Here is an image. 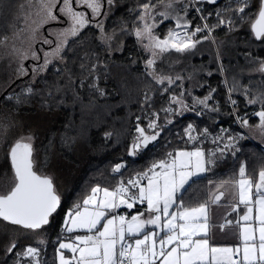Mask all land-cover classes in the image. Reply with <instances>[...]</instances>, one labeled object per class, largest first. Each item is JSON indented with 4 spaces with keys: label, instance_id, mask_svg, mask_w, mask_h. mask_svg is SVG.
<instances>
[{
    "label": "snow or ice",
    "instance_id": "snow-or-ice-1",
    "mask_svg": "<svg viewBox=\"0 0 264 264\" xmlns=\"http://www.w3.org/2000/svg\"><path fill=\"white\" fill-rule=\"evenodd\" d=\"M196 2L214 5L217 0ZM106 3L110 6L113 0H106ZM182 3L184 0H156L155 3L147 0L132 10L137 15L131 34L149 57L145 61L146 74L158 85L167 84L165 91L183 77L168 74L158 65V61L173 53H191L203 40L209 39L214 28L227 26L231 31L237 22H243L249 15L246 12L248 0H237L234 9L229 6L228 11L232 15L227 19L217 13L216 25L205 22L193 26L186 18L187 4L181 10L183 15L177 11L176 6ZM257 5L255 17L249 20V24L254 38L264 42V0H257ZM77 6L89 9L91 16L77 11ZM101 9V0H0V61L15 60L19 64L18 74L26 75L23 62L29 58L40 60L34 45L42 43L49 45L50 50L40 49L43 51V63L36 66L33 73L43 72L53 61L63 63L66 59L64 54L94 22L101 33L98 39L105 43L112 41L114 33L107 34L103 22L96 19L106 14ZM196 10L201 11L199 8ZM200 19L206 21L207 17L201 15ZM165 20L175 21V26L169 28L161 38L157 28ZM52 23H66L67 27L48 32V36L54 37L49 39L41 30ZM204 32L207 35L198 38V34ZM83 43L80 41V45ZM94 57L95 53L85 52L80 57L79 67L82 73L87 74L85 80L93 78L89 87L104 95V90L96 83L99 79L98 66L102 61L97 57L96 62L92 63ZM253 71L264 75V60L259 61ZM83 83L82 80V86ZM235 90L233 87L229 91ZM31 92L32 89L28 88L25 95ZM184 95L181 91L178 96H169V104H177L179 108L163 107L161 111L171 116L189 110L184 103ZM244 95L247 104L261 105V109L254 113L259 118L254 130L264 139V90L250 95L245 86ZM16 99L20 101L19 96ZM209 99L211 93L203 100H194L193 110L195 104L208 108ZM150 101L151 96L146 91L141 107L150 106ZM231 103L235 105L236 101ZM209 110L217 111L215 108ZM233 114L238 115L235 112ZM151 115L153 118L149 120L147 129L137 123V135L128 146L130 157H135L161 135L163 126L157 123L159 114L153 112ZM140 119L137 117V121ZM171 122L170 119L166 120V123ZM237 122L241 127L253 130L248 119L238 117ZM148 129L152 130L151 133ZM194 131L197 129L191 123L184 129L189 142L198 139L192 135ZM105 135L110 137L112 133ZM199 135L206 137L208 130L204 129ZM13 136L7 152L11 160V175L0 176V220L39 236L40 230L50 223V217L57 212L61 199L52 178L36 170L33 134L22 131L17 134L13 123L0 122V139L7 140ZM243 138L240 134L228 135L225 142L224 136L218 134L213 140L217 144L215 151L206 153L195 145L190 151L177 149L127 182L118 181L111 189L93 186L82 204H75L65 215V231L75 233L83 230L85 234H77L68 242H59L56 248L57 264H264V168L259 170L257 179L253 180L246 175V163L241 162L238 173L234 174L236 178L215 185L216 191H210L204 202L188 206L182 197L193 177L211 170L210 166L217 159L216 153L223 157L228 151L235 156L240 151L238 141ZM125 167V164L118 163L111 170L121 173ZM142 180L147 183L142 184ZM228 195L232 197L229 207L231 212L237 214V218L234 221L225 216L224 221L217 224L212 206L219 205L222 198ZM138 204H146V208L130 218L114 214L117 209L124 207L131 210ZM241 211L243 214H240ZM217 228L225 236L231 233L234 238L237 237L238 229L240 243L217 246L213 240ZM44 243L42 238L37 240V245ZM16 247L15 242H10L6 251L13 252ZM66 252L71 253V256H67ZM40 255L39 247L28 245L16 253V264H21L22 259H26L28 264H41L38 259Z\"/></svg>",
    "mask_w": 264,
    "mask_h": 264
},
{
    "label": "trees",
    "instance_id": "trees-1",
    "mask_svg": "<svg viewBox=\"0 0 264 264\" xmlns=\"http://www.w3.org/2000/svg\"><path fill=\"white\" fill-rule=\"evenodd\" d=\"M140 1L142 0H113L110 6L106 3L103 12L106 14L102 15L99 21L103 22L107 34L114 33L113 40L102 42L98 39L101 35L99 28L90 25L83 31L80 40L69 49L70 59L68 58L66 66L62 65L56 71L49 69L43 76L22 77L17 72L19 64L15 60L0 61V122L13 123L17 134L21 131L33 134L36 170L52 178L54 188L61 199V204L50 218V223L39 232V236L44 239L58 236L55 252L49 254L42 264H57L56 248L65 238L63 233L65 215L75 204H82L93 186L113 188L118 179H121L123 172L128 173L131 169H133L131 173L145 171L150 164L166 158L168 153L177 149L192 148L195 145L203 148L205 152L207 149L208 152V148L200 145V142L204 141L201 137L193 144H186L184 129L188 121L194 124L198 132L204 126L212 133L217 126L235 136L238 127L234 124L232 107L235 109L236 106L239 115L252 109H261L260 104H247L244 95L245 86L250 95L264 90V75L253 71L258 62L264 60V42L254 38L249 24V20L254 18L257 12V0H248L246 12L249 15L243 22H237L233 30L230 31L227 26L214 28L211 35L218 40L217 42L220 43L224 39L234 42L225 50L222 57L214 50L213 43L203 40L191 53L184 55L173 53L158 62L162 69L163 67L169 69L170 75L179 74L183 77L168 91H165L168 88L167 84L158 85L147 76L145 70L147 53L131 34L132 21L137 15L132 10L137 9ZM197 4L202 6L199 8L201 15L203 11L204 14L212 12V16L204 23L216 25L215 13L218 12L227 19L232 15L228 11L229 6L234 9L237 0H223L214 5L206 2ZM186 18L193 26L202 24L193 9H190ZM127 21L126 24L121 23ZM174 26L173 21H165L158 26L157 32L163 38L168 29ZM204 35L207 33H199L198 38ZM80 41H84L83 45H80ZM204 43H208L213 49L211 54L205 48L200 49L199 45ZM224 49L225 46L223 51ZM85 52L95 53L92 63L96 62L97 57L102 61L98 66L99 79L96 83L104 90V95L90 88L93 78L88 77L85 80L87 74L81 72L80 57ZM233 87L236 90L230 93L229 90ZM8 88L10 89L7 93L1 97ZM28 88H31L32 92L25 95ZM146 91L151 96L150 106L142 108ZM181 91L185 93L183 100L188 106L189 114L167 116L161 108H179L177 104H169V96L174 94L178 96ZM210 93L208 108L195 104L193 110V101L203 100ZM18 96L19 102L16 99ZM228 98L230 102L236 101L235 105L231 104ZM210 108L217 111H210ZM153 112L159 114L157 123L163 126L161 135L135 157H130L128 146L137 135L135 131L137 123L147 129ZM198 112L201 114L198 115ZM137 117L141 119L137 121ZM167 119L172 122L166 123ZM148 131L151 133L150 129ZM105 133L112 135L106 137ZM243 137L238 141L237 147L240 151L235 156L231 152H225L223 157L217 156L207 174L192 180L186 186L182 194L186 205L196 206L204 202L206 181L234 178L241 162L246 163V174L252 178L264 168V148L248 137ZM13 138L14 136L7 140L0 139V176L11 175V163L7 152ZM203 144L210 148L217 146L210 145L209 140H205ZM262 146L264 147V144ZM119 162H125L126 169L120 174H115L111 169ZM17 234L22 238H18ZM39 236L0 220V245L10 242H15L18 248L37 245ZM15 249L13 252L5 251L4 257L0 253V264L11 262L14 264Z\"/></svg>",
    "mask_w": 264,
    "mask_h": 264
},
{
    "label": "rangeland",
    "instance_id": "rangeland-1",
    "mask_svg": "<svg viewBox=\"0 0 264 264\" xmlns=\"http://www.w3.org/2000/svg\"><path fill=\"white\" fill-rule=\"evenodd\" d=\"M223 1V0H222ZM101 2H102V9H101V11H102V13L103 12H105V11H103V2H104V9L106 8V0H101ZM144 2H147V0L146 1H144V0H142V1H140L139 2V4H141V3H144ZM153 2L155 3L156 2V0H153ZM185 4H187L188 5V7H187V13H189V11H190V9H192V7L190 6V4L188 3V0H184V3H182V4H178L177 6H176V8H177V11H180L181 12V14L183 15L184 13H183V11H181L183 8H184V6H185ZM198 6H199V8H202V6H201V4H197ZM76 10L77 11H82V12H85V14L87 15V16H91V11L89 10V9H87V8H85V7H83V6H77L76 7ZM203 13V15H205V17H207V18H210V16H212L211 14H212V12L211 11H208L206 14H204V11L202 12ZM218 12H216L215 14H217ZM100 18H101V16L100 17H97L96 19L97 20H100ZM157 19H162L161 17H158ZM134 21H135V19L132 21L133 23L132 24H134ZM165 21H167V22H171L172 20H165ZM164 21V22H165ZM202 21V20H201ZM174 23H175V21H173ZM122 24H126V23H128V21L127 22H121ZM202 23H204V21H202ZM93 25L95 26V22L93 23ZM158 26H160V24L158 25ZM62 27H67V24L65 23V24H59V23H52V24H49V25H46L45 26V29H42L41 31L43 32V34H44V36H46L47 38H49V39H54V37H51V36H48V32H52V31H56V30H58V29H60V28H62ZM210 39H208L211 43H213L214 44V46H215V49L214 50H216L217 51V53H219V55H220V57H222L223 56V53L225 52V50H227L230 46H232V44H234V42L233 41H225V39L224 40H221L220 41V43L219 42H217L218 40L215 38V37H212V35L209 37ZM216 42V43H215ZM217 45V46H216ZM54 46V45H53ZM140 46V45H139ZM200 46V49H203V48H205L206 50H208L209 51V53L211 54L212 53V48L209 46V44L208 43H204V44H201V45H199ZM223 46H225V49H224V51H223ZM34 47L37 49V55H39L40 56V60H33V59H31V58H29L28 60H25L24 62H23V64H24V68H25V71H26V75H21L22 77H25V76H31V78H34V77H39V76H43L49 69L50 70H58V68H60V67H62V65H66V63H67V61H68V58L70 59V57H69V54H70V52H69V50L64 54L65 56H66V59H65V61L62 63V62H59V61H53V63L52 64H50L49 65V67L45 70V71H43V72H40V73H36V74H34L33 73V69L36 67V66H38L39 64H41V63H43V51H40V49H43L44 51H48V50H50V46L49 45H45V44H42V43H37V44H35L34 45ZM141 47V46H140ZM222 53V54H221ZM222 55V56H221ZM147 57H148V54H147ZM149 58V57H148ZM147 58V59H148ZM219 59V58H218ZM159 62V61H158ZM157 62V63H158ZM167 64V63H166ZM162 68V67H161ZM163 70H165L168 74H170V72H169V69H167V68H165V67H163ZM223 72V71H222ZM228 100H229V98H228ZM229 102H230V100H229ZM231 103V102H230ZM232 104V103H231ZM230 104V105H231ZM234 109V108H233ZM234 111H235V113H237V108H236V106H235V109H234ZM238 114V113H237ZM232 115H233V112H232ZM237 116H243V114L242 115H237ZM189 123H191V121L189 122H187V124H186V126L189 124ZM192 124V123H191ZM194 125V124H193ZM237 127H238V129H237V134H240V135H242V136H246V137H248L250 140H252V141H254L255 143H257L259 146H262V144H264V139L262 140V138H259L258 136H254L253 135V133L248 129V128H243V127H239L238 125H237ZM204 129H207V128H205L204 126H203V128H202V130L200 131V132H202ZM151 130V129H150ZM222 130H225V129H220V128H218L217 126L216 127H214V129H213V131H212V133H210L209 131H208V135L206 136V137H204V136H200L199 134H200V132H198V131H194L193 133H192V135H195V136H197L198 138H203L204 139V141L205 140H209V144L210 145H212L213 146V144L214 145H217L216 143H214L213 142V140H214V138L218 135V134H221V135H223L224 136V138H225V142H226V138H227V136L228 135H230V134H228L227 132H222ZM152 131V130H151ZM150 133V132H149ZM184 136H185V141H186V144L188 145V144H193L195 141H191V142H189L188 141V138H187V136L184 134ZM232 136H234V135H232ZM200 138V139H201ZM204 141H201L200 142V145H202L205 149L206 148H208V152L209 151H215V149L217 148V146L216 147H212V148H210V147H208V145H205V144H203V142ZM210 141L212 142V143H210ZM220 146L222 147L223 145L222 144H220ZM197 147V146H196ZM210 148V149H209ZM262 148H264L263 146H262ZM184 150H192L193 149V147L192 148H183ZM202 149V148H201ZM206 152H207V149H206ZM207 152V153H208ZM226 152H228V151H226ZM216 156H220V154L219 153H216ZM163 159H165V158H163ZM159 160H157V161H155V162H158ZM125 163V162H124ZM154 163V162H153ZM152 163V164H153ZM152 164H150L149 166H148V168H150L151 167V165ZM125 165H126V163H125ZM210 167H212V166H210ZM147 168V169H148ZM126 169V167L125 168H123L122 169V171H121V173L123 172V170H125ZM146 169V170H147ZM132 170L133 169H131L128 173H126V172H123L122 173V175H121V179L119 180L118 179V181H124V182H127L130 178H133V177H135L136 175H137V173H141V172H143V171H138V172H134V173H131L132 172ZM145 170V171H146ZM157 170H159V169H157ZM209 172V171H208ZM208 172H205V173H203V174H200V175H198V176H196V177H200V176H203V175H205V174H207ZM115 174H120V173H115ZM193 178H195V177H193ZM141 183L142 184H146L147 183V181L146 180H142L141 181ZM111 189V188H110ZM133 191H135V190H133ZM127 209V208H126ZM129 210V209H128ZM119 213V212H118ZM58 235H60V231L58 232ZM18 238H22V236L20 235V234H17L16 235ZM40 238H42L44 241H45V243H44V245H47V247H45L44 245H33V244H31L32 246H34V247H39L40 248V252H41V255H40V257L38 258L39 260H40V262H41V264H42V262H43V260L45 259V258H47V256L49 255V254H53V251L55 250V243H56V241L58 240V236L57 235H55V237H53V239H44L42 236L40 237H38V239H40ZM9 244H3V245H0L1 247H0V253H2V257H4V254H5V251H6V247L8 246ZM26 246H28V245H26ZM25 246V247H26ZM25 247H23V246H20V248H16L15 250H16V253L17 252H21ZM48 252V253H47ZM55 252V251H54ZM45 253H47V254H45ZM16 260H17V256H16ZM16 260H15V262H14V264H16ZM9 264H11V263H9ZM21 264H28V262H27V260L26 259H22L21 260Z\"/></svg>",
    "mask_w": 264,
    "mask_h": 264
},
{
    "label": "crops",
    "instance_id": "crops-1",
    "mask_svg": "<svg viewBox=\"0 0 264 264\" xmlns=\"http://www.w3.org/2000/svg\"><path fill=\"white\" fill-rule=\"evenodd\" d=\"M187 114H189V110H185L182 113V115H187ZM199 148H201V147H199ZM248 177H251V176H248ZM196 178H198V177H195L192 180H194ZM235 178H236V176L234 178L210 179V180L206 181V185H205V187H206V199L208 198V194H209L210 191H212V192H215L216 191L215 188H214L215 185L220 184L222 181H226V180H230V179H235ZM252 179L253 180H256L257 179V176L255 178H252ZM101 195H102V193H101ZM231 201H232V197L230 195H228L225 198H222V201H221V203L219 205H213L212 206L213 209H214L215 219H216L217 224L223 222L225 216H228V218L233 219L234 221L237 218V214L234 213V212H231V208L229 207V204H230ZM242 207L243 206H241V209H242ZM145 208H146V204L145 205H139L138 204L135 208H133L131 210H128V209L122 207L120 209H117L116 210V213H114V214L126 215V216H128V218H130V216L133 215V214H136V212H143ZM240 214H243L242 211H241ZM149 230H151V229H149ZM63 231H64L63 233L65 235V238H63L62 240L64 242H68L69 239L73 238L77 234H85L83 230H78L77 232L73 233V235L71 236V233H68L64 229H63ZM213 240H214V243L217 246H233V245H237V244L240 243V241L238 239V229H237V237L234 238L231 233H229L227 236H225V234L222 233V232H220L219 229L217 228L215 230V234L213 236ZM66 255L67 256H71V253L66 252Z\"/></svg>",
    "mask_w": 264,
    "mask_h": 264
},
{
    "label": "flooded vegetation",
    "instance_id": "flooded-vegetation-1",
    "mask_svg": "<svg viewBox=\"0 0 264 264\" xmlns=\"http://www.w3.org/2000/svg\"><path fill=\"white\" fill-rule=\"evenodd\" d=\"M103 4H104V2H103ZM103 11H105V10L103 9ZM257 111H259V110L258 109H252L249 112L243 113L242 118H245V119H248L249 120V123H250V125L253 128V130H251V132L253 133V135L254 136L256 135L259 138H261V136L254 130L255 129V126L259 123V118L254 115V113L257 112Z\"/></svg>",
    "mask_w": 264,
    "mask_h": 264
},
{
    "label": "built area",
    "instance_id": "built-area-1",
    "mask_svg": "<svg viewBox=\"0 0 264 264\" xmlns=\"http://www.w3.org/2000/svg\"><path fill=\"white\" fill-rule=\"evenodd\" d=\"M188 3L190 4V6L192 7V9L194 10V12H195V14L198 16V18L200 19V16H201V14H200V12H197V8H199L198 7V5H197V2H196V0H188ZM200 21H201V19H200ZM202 22V21H201ZM179 31V30H178ZM207 33V32H206ZM232 109H233V107H232ZM235 111H234V109H233V113H234ZM234 115V114H233ZM238 117H241V116H237V115H234V119H235V122H234V124H236V125H238L239 127L241 126L238 122H237V120H238ZM119 163H123V164H125L124 162H119ZM118 164V163H117Z\"/></svg>",
    "mask_w": 264,
    "mask_h": 264
},
{
    "label": "water",
    "instance_id": "water-1",
    "mask_svg": "<svg viewBox=\"0 0 264 264\" xmlns=\"http://www.w3.org/2000/svg\"><path fill=\"white\" fill-rule=\"evenodd\" d=\"M222 0H217V2H216V4H218V3H220ZM103 9H104V4H103ZM10 88H8V89H6L3 93H2V95H1V97L2 96H4L6 93H7V91L9 90ZM10 159V158H9ZM10 163H11V160H10ZM58 209V208H57ZM51 218V217H50Z\"/></svg>",
    "mask_w": 264,
    "mask_h": 264
},
{
    "label": "bare ground",
    "instance_id": "bare-ground-1",
    "mask_svg": "<svg viewBox=\"0 0 264 264\" xmlns=\"http://www.w3.org/2000/svg\"><path fill=\"white\" fill-rule=\"evenodd\" d=\"M110 149H111V147H110ZM121 156V155H120ZM119 156V157H120ZM116 159H119V158H116ZM123 159V158H122ZM102 169V168H101ZM108 169V168H107ZM104 170V169H103ZM107 171V170H106ZM108 172V171H107ZM99 174V173H98ZM102 175V174H101ZM97 177V176H96ZM100 177V176H99ZM98 177V178H99ZM98 178H97V180H98ZM103 178V177H102ZM101 179V178H100ZM96 180V179H95ZM63 181V180H62ZM42 232V231H41ZM68 234V233H67ZM69 235V234H68ZM73 235V233H71V236ZM70 237V236H69ZM8 256H10V255H8ZM7 260V259H6ZM5 261V260H4ZM5 262H7V261H5ZM12 263V262H11Z\"/></svg>",
    "mask_w": 264,
    "mask_h": 264
}]
</instances>
